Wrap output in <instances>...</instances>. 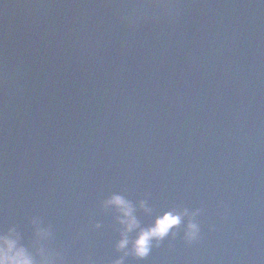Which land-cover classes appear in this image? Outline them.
I'll list each match as a JSON object with an SVG mask.
<instances>
[{
	"label": "water",
	"instance_id": "obj_1",
	"mask_svg": "<svg viewBox=\"0 0 264 264\" xmlns=\"http://www.w3.org/2000/svg\"><path fill=\"white\" fill-rule=\"evenodd\" d=\"M113 192L203 209L126 264H264V0H0V231L111 264Z\"/></svg>",
	"mask_w": 264,
	"mask_h": 264
},
{
	"label": "clouds",
	"instance_id": "obj_2",
	"mask_svg": "<svg viewBox=\"0 0 264 264\" xmlns=\"http://www.w3.org/2000/svg\"><path fill=\"white\" fill-rule=\"evenodd\" d=\"M105 210L114 212L119 239L115 249L120 255L111 264H126L128 257L144 260L152 252L153 247H159L170 235L176 238L183 225L182 239L192 245L201 239V224L198 217L203 209L188 207H172L157 213L150 224H143L138 216V209L152 215L154 208L147 198L137 202L122 193L113 192L102 201ZM185 218L187 222L185 223ZM34 234L30 243H25L21 230L15 224L0 231V264H65L62 249L53 248L54 240L51 225H45L39 216L31 219ZM95 228L102 225L97 221ZM215 230V225L209 226Z\"/></svg>",
	"mask_w": 264,
	"mask_h": 264
}]
</instances>
